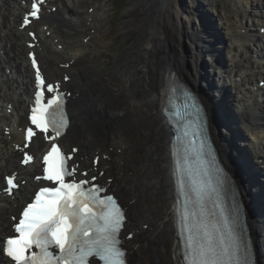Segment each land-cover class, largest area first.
<instances>
[{"label": "bare ground", "instance_id": "6f19581e", "mask_svg": "<svg viewBox=\"0 0 264 264\" xmlns=\"http://www.w3.org/2000/svg\"><path fill=\"white\" fill-rule=\"evenodd\" d=\"M30 1L0 0V188L7 173L25 180L12 196L0 190V234L11 227L14 205H22L37 184L38 161L24 165L23 151L38 160L48 146L37 135L24 147L33 92L28 52L34 51L47 79L68 94L71 121L59 141L73 153L75 173L86 170L115 192L125 208L129 264H183L174 228L171 131L162 113L171 81L188 86L203 104L209 136L230 177L228 191L233 188L243 204L254 264H264V91L259 86L264 81V0L235 1L239 23L227 39L210 0H182V5L179 0H136L141 5L136 41L133 52L115 66L118 90L108 84L95 87L98 81L78 79L73 70L89 49L88 41L99 37L106 4L84 13L77 10L79 0H46L39 20L22 27ZM29 31H34L33 39ZM228 43L233 51L229 59L252 46L242 56L247 59L242 72L235 74L244 86L239 95L226 89L220 74ZM253 78H258L256 85ZM109 90L127 94L142 131L138 140L120 123L125 112L110 100Z\"/></svg>", "mask_w": 264, "mask_h": 264}, {"label": "snow or ice", "instance_id": "6c2138e0", "mask_svg": "<svg viewBox=\"0 0 264 264\" xmlns=\"http://www.w3.org/2000/svg\"><path fill=\"white\" fill-rule=\"evenodd\" d=\"M38 12L39 6L34 0L22 26L29 24V16L35 18ZM29 56L37 89L31 123L42 133L51 128L55 137H59L67 125L63 94L57 92L46 104L42 102L45 88L52 93L59 85L46 84L34 54ZM189 100L200 119L198 102L195 97ZM199 127L192 132L193 137ZM34 135L33 128L28 127L26 141L30 142ZM184 137V154L177 159V167L178 184L184 195L180 223L186 234V264H253L250 246L242 237L239 205H234L230 216L226 214L220 198L225 183L222 174L219 170L215 178L210 174L203 160V141L197 146L195 139L189 138L187 129ZM31 160L32 156L24 152L22 163L26 165ZM43 160L44 179L54 182L55 186L41 188L23 209L18 223L14 224V234L3 241V254L14 264H90V258L102 264H125V253L118 239L124 212L115 198L101 196L102 188L88 186V180H66L74 176L75 169L66 167V158L55 143ZM15 187L17 183L9 177L5 191L11 192ZM208 201H212V211L207 208Z\"/></svg>", "mask_w": 264, "mask_h": 264}, {"label": "rangeland", "instance_id": "374dc122", "mask_svg": "<svg viewBox=\"0 0 264 264\" xmlns=\"http://www.w3.org/2000/svg\"><path fill=\"white\" fill-rule=\"evenodd\" d=\"M235 1L236 0H210V9L218 20L219 31L224 39L230 36L232 27L239 23V17L234 5ZM79 2V7H77L79 12L84 11L85 13L90 7L97 6L101 8L104 3L106 4V10L98 26L99 37L94 42L93 40L88 41L89 49L85 51L86 53L83 58L75 64L76 69L74 68L73 70L78 79L92 78V83L98 81L95 83V87H102L108 84V87L112 85V89L118 90V88L121 87V82L115 70V66L120 62L122 57L126 54L128 55V53H132L134 50L136 41L135 33L138 30V14L136 10L138 6L141 7V5H139V2L136 0L134 2L131 0H79ZM251 2L255 4L258 0H251ZM179 4L182 5V0H179ZM136 25L137 28H135ZM82 34L83 32H78L76 33V37H81ZM79 40L80 38H78V41ZM237 48L238 47H236V49ZM251 48L249 47L248 50H242L241 56H236V59L228 58L233 52L231 44L228 43V45L223 48V57L221 56L223 66L221 67L222 71L220 74L226 80V89L232 94L239 95L240 92L243 91L244 86L240 81L236 80L235 74L242 72L243 66L247 61V59H243L242 56L244 54L248 56L249 53L247 52L250 51ZM131 58L134 63L133 54ZM131 66H129V69H131ZM102 77L108 79V81H102ZM257 79L258 78H253V83H255ZM248 80L251 81V78ZM112 92V90L108 91V95L111 97L110 100L113 101L117 109H121L125 112L124 118L120 120V123L134 136L135 140H138L141 128L138 122L133 119V115L130 112L129 106L131 104L129 105L127 94L121 91V93L118 94L119 96H117ZM99 112L101 111L99 110ZM88 124L91 125L93 122Z\"/></svg>", "mask_w": 264, "mask_h": 264}]
</instances>
